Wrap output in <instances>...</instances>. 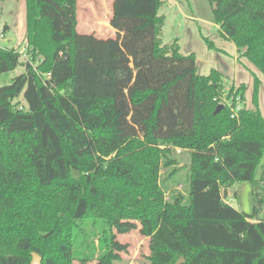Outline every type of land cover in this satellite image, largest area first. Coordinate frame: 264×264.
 <instances>
[{"label":"trees","instance_id":"trees-1","mask_svg":"<svg viewBox=\"0 0 264 264\" xmlns=\"http://www.w3.org/2000/svg\"><path fill=\"white\" fill-rule=\"evenodd\" d=\"M78 1L26 0L27 52L41 61L0 86V264H31L34 252L42 264H74L86 244L89 264L85 227L98 219L96 264L120 260L116 233L135 230L150 238V264H264L258 82L252 108L215 113L224 75L200 74L178 39L163 43V0H113L116 41L91 54L105 89L78 90ZM210 1L221 35L264 74V0ZM21 57L0 46V73ZM171 146L191 153L187 198L168 200L159 180ZM237 181L252 184L250 213L223 194Z\"/></svg>","mask_w":264,"mask_h":264},{"label":"rangeland","instance_id":"rangeland-1","mask_svg":"<svg viewBox=\"0 0 264 264\" xmlns=\"http://www.w3.org/2000/svg\"><path fill=\"white\" fill-rule=\"evenodd\" d=\"M112 3L113 0L78 1L80 14L78 34L81 39L78 90L86 91L90 84L98 90L105 89L106 76L96 70L91 54L94 50H104L116 41L117 32L113 24ZM94 11L96 14L93 13ZM159 14L165 16L161 35L164 44H172L178 39L182 54L195 53L200 74L208 75L212 69H217L224 75L223 98L230 93V89L233 88L231 93L238 91L239 86L244 83L246 86L244 100L246 106L252 108V98L257 81L259 107L264 116V74L249 59L240 56L238 47L232 40L221 35L210 0H163ZM90 16H92L91 20ZM25 33L26 0H0V46L20 50L23 61V64L16 69L0 73V86L10 84L14 77L25 72L28 62L35 66L38 59L41 61L40 56L36 61L31 59V54L27 52ZM205 37L222 50L210 49ZM18 100L24 101L23 96H20ZM263 165L264 156L256 168V178H259ZM190 166V151L171 146L169 157L163 159L159 178L168 200H173L176 196L187 198L190 186ZM222 190L231 205L247 213L253 211L255 201L251 183L237 181L223 186ZM261 215V218H264V212ZM89 221L85 231L89 235L88 244L95 249V254L89 264H96V258L101 254L98 237L104 224L102 219H98L96 224ZM116 234L117 239L127 248L120 251L121 259L115 261L114 264H150L149 237L143 236L139 230ZM86 248L87 244L76 248L77 258L74 264H81L80 257L84 255Z\"/></svg>","mask_w":264,"mask_h":264},{"label":"built area","instance_id":"built-area-1","mask_svg":"<svg viewBox=\"0 0 264 264\" xmlns=\"http://www.w3.org/2000/svg\"><path fill=\"white\" fill-rule=\"evenodd\" d=\"M221 104L229 106L233 118L238 117L239 112L246 106L242 93L236 90L232 93L226 94L224 98L222 97ZM20 107L23 108V106Z\"/></svg>","mask_w":264,"mask_h":264},{"label":"water","instance_id":"water-1","mask_svg":"<svg viewBox=\"0 0 264 264\" xmlns=\"http://www.w3.org/2000/svg\"><path fill=\"white\" fill-rule=\"evenodd\" d=\"M214 7H216V5H214ZM224 105L223 104H219L218 106H217V108H216V110H215V113H219L221 110H223L224 109ZM42 256L41 255H39L38 253H36V252H34L33 253V259H32V262H31V264H42ZM183 262H185V258L184 257H182V258H180L177 262H176V264H182Z\"/></svg>","mask_w":264,"mask_h":264},{"label":"crops","instance_id":"crops-1","mask_svg":"<svg viewBox=\"0 0 264 264\" xmlns=\"http://www.w3.org/2000/svg\"><path fill=\"white\" fill-rule=\"evenodd\" d=\"M91 5V4H90ZM92 7V6H91ZM94 9V8H93ZM95 10V9H94ZM93 13H95V11L93 12ZM96 14V13H95ZM78 17H79V21H80V14H79V9H78ZM97 17V16H96ZM90 18V20L92 19V16H90L89 17ZM218 25V24H217Z\"/></svg>","mask_w":264,"mask_h":264}]
</instances>
